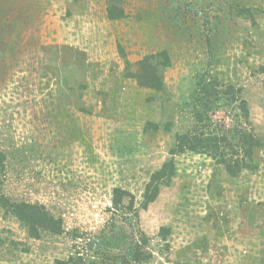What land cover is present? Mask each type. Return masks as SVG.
Instances as JSON below:
<instances>
[{"label":"rangeland","instance_id":"374dc122","mask_svg":"<svg viewBox=\"0 0 264 264\" xmlns=\"http://www.w3.org/2000/svg\"><path fill=\"white\" fill-rule=\"evenodd\" d=\"M163 49L164 90L126 76L127 61L133 72ZM201 73L241 89L264 138V0H0V192L45 204L65 229L31 238L0 206V264L89 259L108 242L124 253L145 238L142 264H264V147L258 169L236 177L206 153L177 154L142 208L151 174L195 123ZM218 105L214 122L233 126L240 110Z\"/></svg>","mask_w":264,"mask_h":264},{"label":"trees","instance_id":"16d2710c","mask_svg":"<svg viewBox=\"0 0 264 264\" xmlns=\"http://www.w3.org/2000/svg\"><path fill=\"white\" fill-rule=\"evenodd\" d=\"M246 10L249 11L242 7L240 9L241 12ZM108 14L110 19H119L124 13L115 15L109 12ZM126 64V76L135 79L139 86L158 91L165 89L164 71L172 65V59L167 50L145 54L138 60L136 71L130 70V61ZM192 92L195 123L191 128L176 134L175 144L170 148L169 159L151 174L145 186L142 208H148L149 204L159 196L161 185L171 181L176 174L175 156L179 153L186 151L206 153L218 164L224 166L232 177L238 176L245 169L252 171L258 169L255 154L257 150L264 147V138L254 128L249 105L242 97L241 89L231 83H222L214 76L207 78L206 74L201 73ZM221 99L240 110L233 126L228 127L225 123L214 122L211 111L219 107L218 102ZM172 124L167 122L165 129L170 131ZM150 129L159 130V123L148 121L145 130ZM3 157V153L0 152L1 165ZM124 192V189L120 187L114 189L113 203L116 208L122 206ZM0 206L12 213L23 224L31 238L40 239L44 233L61 235L65 231L62 218L55 217L43 203L11 200L0 192ZM146 244L145 238L142 242L128 247L124 253L110 254L107 250L109 247L116 249V245L108 242L106 251L99 248L92 258L85 259L81 255L78 257L71 255L68 260H57V262L58 264H142L150 257L144 248Z\"/></svg>","mask_w":264,"mask_h":264}]
</instances>
